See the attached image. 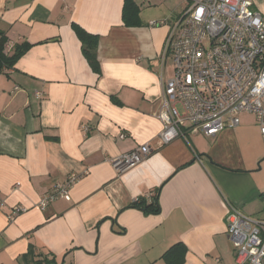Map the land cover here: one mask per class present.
<instances>
[{
  "label": "crops",
  "instance_id": "0c3cea01",
  "mask_svg": "<svg viewBox=\"0 0 264 264\" xmlns=\"http://www.w3.org/2000/svg\"><path fill=\"white\" fill-rule=\"evenodd\" d=\"M133 1L136 27L122 22L124 0H0L6 54L30 45L0 71V264H165L177 243L183 264H235L230 207L261 219L264 146L243 158L237 144L260 141L256 124L240 120L232 138L224 130L208 142L188 133L160 144L157 114L172 75L164 50L181 12L173 0ZM72 24L98 36L100 74ZM232 141L236 159L223 153ZM144 145L150 154L138 165L114 168ZM70 174L80 176L70 199L40 210L41 196ZM156 189L159 214L132 207ZM14 207L25 211L12 216Z\"/></svg>",
  "mask_w": 264,
  "mask_h": 264
},
{
  "label": "built area",
  "instance_id": "2783aa9c",
  "mask_svg": "<svg viewBox=\"0 0 264 264\" xmlns=\"http://www.w3.org/2000/svg\"><path fill=\"white\" fill-rule=\"evenodd\" d=\"M184 1L187 7L171 25L164 50L172 75L163 86L157 114L163 125L160 144L188 133L213 138L239 127L243 115L254 116L264 137V0ZM149 154L144 145L114 159L112 165L122 172ZM79 178L70 174L56 183L37 207L44 210L54 201H68ZM3 204L0 201V208ZM24 211L14 207L12 216ZM226 222L235 264H264V208L261 219L253 220L230 207Z\"/></svg>",
  "mask_w": 264,
  "mask_h": 264
},
{
  "label": "trees",
  "instance_id": "16d2710c",
  "mask_svg": "<svg viewBox=\"0 0 264 264\" xmlns=\"http://www.w3.org/2000/svg\"><path fill=\"white\" fill-rule=\"evenodd\" d=\"M122 22L126 27H136L140 25L139 9L133 0H124L122 9ZM72 31L81 43V51L92 72L100 74V66L97 60L96 50L98 45V36L91 35L76 24L71 25ZM7 38L0 30V71L11 69L16 62L30 48V45L22 43L13 47L10 55L6 54L5 46ZM158 192L156 189L153 200L148 203L146 199L141 198L136 201L132 207L140 208L148 214H159ZM186 249L181 243L172 245L163 255L162 260L165 264H183L185 260Z\"/></svg>",
  "mask_w": 264,
  "mask_h": 264
},
{
  "label": "rangeland",
  "instance_id": "374dc122",
  "mask_svg": "<svg viewBox=\"0 0 264 264\" xmlns=\"http://www.w3.org/2000/svg\"><path fill=\"white\" fill-rule=\"evenodd\" d=\"M165 2H166V0H164ZM165 2H163V3H165ZM177 3V10H176V12H175V14L177 15L179 12H182L183 11V9L184 8H186L187 7V2L186 1H184V0H173L172 1V4L173 3ZM251 10L252 11H255L256 10V8L255 7H252L251 8ZM178 109H179V111L181 112V109H180V107L178 106ZM240 120H242V122H243V125L245 126V127H247V126H254V127H256L254 124H255V118H254V116L253 115H243V116H241V119ZM237 129V128H236ZM256 129L258 130V128L256 127ZM226 131H228V132H225V133H227L226 135L227 136H229V137H233V135H234V130L233 131H231V130H226ZM259 132V131H258ZM235 133H237V132H235ZM260 134V133H259ZM207 142L209 141V140H211V139H208V138H204ZM260 141L259 140H257V139H254V137L252 136L251 137V139L250 140H247V141H244L243 143H241L240 141H239V139L237 140V144H239V150H240V156H243V158L245 157V158H248L249 157V153H248V151H250V149H255L256 148V146H264V137H262L261 135H260ZM257 140V141H256ZM242 144V147H240V145ZM252 146H253V148H252ZM234 147H235V143L232 141L231 142V147L230 146H228V144H227V146L226 147H224V149H223V153L227 156V157H229V158H232V159H236V151H235V149H234ZM241 148V149H240ZM259 162H260V164H264V155L259 159Z\"/></svg>",
  "mask_w": 264,
  "mask_h": 264
}]
</instances>
